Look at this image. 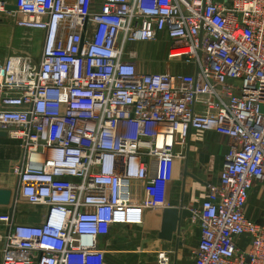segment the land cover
<instances>
[{"label":"built area","instance_id":"obj_1","mask_svg":"<svg viewBox=\"0 0 264 264\" xmlns=\"http://www.w3.org/2000/svg\"><path fill=\"white\" fill-rule=\"evenodd\" d=\"M13 4L18 27L45 35L38 57L0 60V130L20 148L15 201L43 209L37 223L0 214L1 264H104L99 239L138 211L130 181L148 179L149 159L183 157L192 130L229 147L189 208L200 224L191 264H264V224L244 215L264 179V0ZM159 37L164 71L140 70L130 45Z\"/></svg>","mask_w":264,"mask_h":264},{"label":"crops","instance_id":"obj_2","mask_svg":"<svg viewBox=\"0 0 264 264\" xmlns=\"http://www.w3.org/2000/svg\"><path fill=\"white\" fill-rule=\"evenodd\" d=\"M13 3V0H7ZM225 5L230 0H214ZM99 3V0H97ZM35 42L41 48L45 32L33 30ZM0 45L12 43L11 34L0 36ZM41 50V49H40ZM136 50V49H135ZM34 57L40 54L29 51ZM25 54V53H23ZM139 63V59H138ZM139 69L149 72L164 71V69H149L139 63ZM191 70V69H190ZM229 147L228 137L214 131L192 130L184 147L176 149L180 155L173 156L172 163L164 166L168 174V184L164 187V196L154 195L152 209L145 210L144 202L148 192L147 180H132L129 183L131 201L138 207L132 213L128 223L113 224L107 235L99 239L100 248L105 251L104 264H162L158 261V253L163 251L168 256L164 264H191L194 251L200 238V224L197 218L187 217L181 221L179 233L171 240L160 238L162 229V215L164 208L187 209L199 207L207 197L209 186L217 183L222 168L223 157ZM20 156L19 144L8 136L0 137V188L14 189L16 177L13 168ZM151 159L147 161V166ZM162 190V189H161ZM17 199L14 202L12 218L14 222H40L41 206L24 208ZM27 204V203H26ZM29 205V204H27ZM1 213H9L8 207H3ZM245 217L258 224H264V179L256 181L250 191L244 208ZM6 225L0 222V233L5 231ZM241 246L244 239L239 240ZM2 259V245L0 243V264Z\"/></svg>","mask_w":264,"mask_h":264},{"label":"rangeland","instance_id":"obj_3","mask_svg":"<svg viewBox=\"0 0 264 264\" xmlns=\"http://www.w3.org/2000/svg\"><path fill=\"white\" fill-rule=\"evenodd\" d=\"M13 4V3H10ZM21 19V15L16 11H0V36L5 33L11 34L12 43L7 45H0V60L4 59L9 54H30V50L36 52L40 51V46L36 44L34 31L32 29L18 27L16 22ZM1 40V38H0ZM131 48L136 49L140 65L146 69H164L166 64L167 42L163 37L150 42H137L130 45ZM186 67L181 65L173 66L175 72L184 71ZM183 69V70H182ZM173 157H156L151 159V164L148 167V182L146 185L150 188H145L150 191L147 193L144 202L145 210L154 205V195L164 196V187L168 184V174L164 171V166L172 163ZM162 189V190H161ZM20 206L27 208L31 207L22 201ZM4 206H0L2 211Z\"/></svg>","mask_w":264,"mask_h":264},{"label":"water","instance_id":"obj_4","mask_svg":"<svg viewBox=\"0 0 264 264\" xmlns=\"http://www.w3.org/2000/svg\"><path fill=\"white\" fill-rule=\"evenodd\" d=\"M6 11H15L17 8L14 4H6ZM6 132L0 130V137H5ZM16 199V191L12 189L0 188V206L8 207L9 214L12 215L13 206ZM187 217H192V213L187 209L164 208L162 215V229L160 238L171 240L175 238L174 233H179L181 221Z\"/></svg>","mask_w":264,"mask_h":264}]
</instances>
